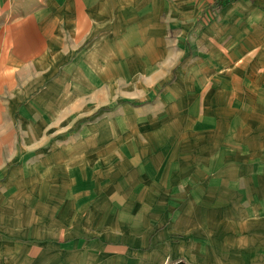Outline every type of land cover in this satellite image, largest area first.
<instances>
[{"label": "rangeland", "instance_id": "1", "mask_svg": "<svg viewBox=\"0 0 264 264\" xmlns=\"http://www.w3.org/2000/svg\"><path fill=\"white\" fill-rule=\"evenodd\" d=\"M172 6L155 3V15L149 6L146 21L138 7L139 49L50 55L43 84L15 119L19 150L33 171L15 179L11 212L1 216L7 252L18 253L12 243L22 240L30 254L43 241V264H52L53 253L64 257L65 240L106 229L114 198L148 205L150 167L156 175L149 177L159 180L186 160L188 190L204 181L224 194L232 159L264 158V0L206 10L189 4L185 12ZM123 216L134 231L154 218Z\"/></svg>", "mask_w": 264, "mask_h": 264}, {"label": "crops", "instance_id": "2", "mask_svg": "<svg viewBox=\"0 0 264 264\" xmlns=\"http://www.w3.org/2000/svg\"><path fill=\"white\" fill-rule=\"evenodd\" d=\"M162 1L177 4L185 12L184 5L218 9L236 0H0V223L1 216L11 212L6 203L12 185L19 186L15 179L33 171L19 150L15 119L21 103L43 84L50 55L60 49H139L144 27L138 24V7H143L146 21L149 6L155 15L154 4ZM243 162H229L234 169L226 172L224 181L229 186L224 194L210 192L204 181L196 190H188L186 160L183 169H175L171 177L162 174V180L150 178L156 173L148 168L144 182L149 181V190L143 193L151 198L148 205L125 206L127 201L119 204L114 198L115 206H106L103 221L109 224L105 230L65 240L66 255L53 253L48 260L52 264H171L178 260L264 264V158ZM125 180L124 185L132 182ZM134 213L154 218L134 231L138 227L125 226L123 216ZM6 235L5 225H0V264L13 260L26 264L29 258L43 264V241L30 254L29 243L14 241L19 252L13 254L6 250L11 244Z\"/></svg>", "mask_w": 264, "mask_h": 264}, {"label": "water", "instance_id": "3", "mask_svg": "<svg viewBox=\"0 0 264 264\" xmlns=\"http://www.w3.org/2000/svg\"><path fill=\"white\" fill-rule=\"evenodd\" d=\"M171 264H185V263H183L181 260H178V261L172 262Z\"/></svg>", "mask_w": 264, "mask_h": 264}]
</instances>
